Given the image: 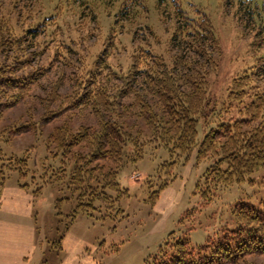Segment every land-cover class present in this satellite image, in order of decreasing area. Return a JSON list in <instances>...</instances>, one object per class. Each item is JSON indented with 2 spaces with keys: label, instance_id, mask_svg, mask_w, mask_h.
<instances>
[{
  "label": "rangeland",
  "instance_id": "obj_1",
  "mask_svg": "<svg viewBox=\"0 0 264 264\" xmlns=\"http://www.w3.org/2000/svg\"><path fill=\"white\" fill-rule=\"evenodd\" d=\"M256 4L262 6L264 0H0V19L17 38L29 39L12 54L32 53V67L46 73L24 101L12 108L0 107V180L9 175L6 181L18 179L15 169L20 163L16 156L28 159L27 174L21 182L30 187L34 197L42 246L36 264H145L172 235L187 237L196 246L216 237L224 227H236L234 209L240 200L264 210V168L250 173L243 182L219 186L207 200L197 184L203 188V176L212 164L210 157L198 162L194 151L169 175L168 168L162 166L170 160L167 148L148 146L141 160L124 158L126 163L119 170L118 180L129 191L118 204L124 213H117L115 208L109 213L98 203L97 210L78 213L70 224L76 205L70 189L63 181L45 182L60 165L59 158L54 159L47 148V138L67 121L78 128L93 125L96 119L89 110L78 109L51 123H40L46 114L65 105L62 100L74 92L79 75L87 79L88 70L99 57L105 55L118 72L127 70L135 51L152 49L169 61L181 51L172 43L181 21L199 19L202 13L210 19L220 43V54L214 52L218 71L210 72V96L218 114L230 81L264 57V46L252 45L258 40V27L248 12ZM180 9L184 13H179ZM31 30L37 31L36 36H30ZM57 82L61 83L57 90L60 98L49 101ZM131 121L149 131L143 120ZM25 123H36V129L10 132ZM205 131L200 122L198 141ZM173 176L176 178L170 187L151 202V193ZM40 186L41 194L35 196L33 191ZM67 231L73 234L74 242H64ZM63 236V249H59L61 243L56 241ZM77 241L80 246L76 249ZM247 262L264 264V255H251Z\"/></svg>",
  "mask_w": 264,
  "mask_h": 264
},
{
  "label": "trees",
  "instance_id": "obj_2",
  "mask_svg": "<svg viewBox=\"0 0 264 264\" xmlns=\"http://www.w3.org/2000/svg\"><path fill=\"white\" fill-rule=\"evenodd\" d=\"M251 8L253 10L249 8L248 13L258 27V40L252 45L261 48L264 46V4ZM179 13L184 11L180 9ZM36 32L28 31L30 36H36ZM13 34L1 18L2 109L24 101L46 74L45 69L32 67V53L31 56L29 53L12 54L21 50V42L29 41ZM172 43L181 51L169 61L152 49L135 51L127 70L121 69V72L102 55L94 68L88 70L87 79L79 75L74 92L62 100L65 105L40 120L42 125L48 124L66 112L78 109L89 110L96 119L95 124H82L78 128L67 121L56 126L47 138V148L54 159L59 158L60 165L53 168L45 182L63 181L70 189L76 202L70 224L78 213L91 214L97 210L98 203L109 213L114 208L117 213H124L118 204L129 196V191L118 180L119 170L126 163L124 158L134 162L141 160L148 146L167 148L170 160L162 166L168 168L169 175L194 151L198 162L210 157L212 164L203 176V188L201 183L197 184L207 200L213 198L219 186L243 182L250 173L264 168V57L251 70L230 81L226 101L217 114L210 96V72L212 69L218 71L214 52L219 55L221 51L208 16L202 13L199 19L189 17L183 23L181 21ZM60 85V82L55 83L49 101L59 100L57 90ZM126 99L129 101H124ZM131 119L143 120L149 131L144 132ZM200 122L206 131L198 141ZM34 129L36 123H25L10 132L20 134ZM16 158L20 163L15 169L19 176L17 180L21 187L29 189L21 182L27 174L28 159ZM11 176L0 180V188ZM175 178L173 176L159 190L152 192L151 202L155 203L160 192L170 187ZM42 188L40 186L33 194L39 196ZM234 216L236 227H224L216 237L201 245L195 246L187 237L172 235L158 253L146 259L145 264H254L247 262L249 256L264 255V210L240 200ZM63 239L64 236L56 241L61 243L59 249H63Z\"/></svg>",
  "mask_w": 264,
  "mask_h": 264
},
{
  "label": "crops",
  "instance_id": "obj_3",
  "mask_svg": "<svg viewBox=\"0 0 264 264\" xmlns=\"http://www.w3.org/2000/svg\"><path fill=\"white\" fill-rule=\"evenodd\" d=\"M33 208L29 189L21 187L17 179L5 181L0 188V264H36L42 246ZM72 236L68 232L64 242H74ZM79 243H74L76 249Z\"/></svg>",
  "mask_w": 264,
  "mask_h": 264
}]
</instances>
